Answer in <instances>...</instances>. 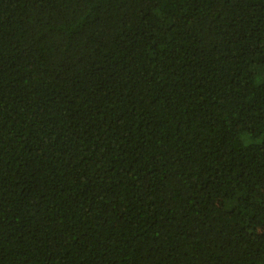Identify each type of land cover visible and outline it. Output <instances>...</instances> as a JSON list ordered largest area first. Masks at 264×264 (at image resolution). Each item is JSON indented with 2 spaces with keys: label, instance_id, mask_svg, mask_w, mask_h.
Returning <instances> with one entry per match:
<instances>
[{
  "label": "trees",
  "instance_id": "trees-1",
  "mask_svg": "<svg viewBox=\"0 0 264 264\" xmlns=\"http://www.w3.org/2000/svg\"><path fill=\"white\" fill-rule=\"evenodd\" d=\"M0 264H264V0H0Z\"/></svg>",
  "mask_w": 264,
  "mask_h": 264
}]
</instances>
